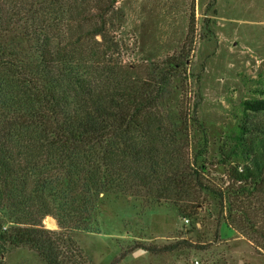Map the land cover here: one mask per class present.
<instances>
[{
	"label": "trees",
	"instance_id": "obj_1",
	"mask_svg": "<svg viewBox=\"0 0 264 264\" xmlns=\"http://www.w3.org/2000/svg\"><path fill=\"white\" fill-rule=\"evenodd\" d=\"M116 2L0 0V264L7 246L45 264H83L68 232L100 233L104 194L168 202L191 217L208 193L245 222L247 203L264 194V126L240 125L220 149L225 188L204 183L205 164L188 155L190 124H202L167 111L184 57L123 64L108 33ZM243 111L264 114V98ZM46 217L59 232L43 228Z\"/></svg>",
	"mask_w": 264,
	"mask_h": 264
},
{
	"label": "rangeland",
	"instance_id": "obj_2",
	"mask_svg": "<svg viewBox=\"0 0 264 264\" xmlns=\"http://www.w3.org/2000/svg\"><path fill=\"white\" fill-rule=\"evenodd\" d=\"M114 11L108 33L119 45L123 64L151 67L184 57V67L172 79L167 111L176 119L197 117L202 128L190 124L189 158L198 155V164H205L204 183L225 188L227 167L219 164L220 149L232 146L240 125L264 126V114L244 116L243 111L244 101L264 98V0H117ZM200 199L193 216L186 217L183 207L168 202L102 195L100 233L68 232L74 251L81 250L76 262L264 264V194L247 203L248 222L239 212L222 210L208 193ZM42 226L60 231L51 217ZM1 260L45 264L27 247L7 246Z\"/></svg>",
	"mask_w": 264,
	"mask_h": 264
},
{
	"label": "built area",
	"instance_id": "obj_3",
	"mask_svg": "<svg viewBox=\"0 0 264 264\" xmlns=\"http://www.w3.org/2000/svg\"><path fill=\"white\" fill-rule=\"evenodd\" d=\"M191 264H201L198 260H193Z\"/></svg>",
	"mask_w": 264,
	"mask_h": 264
},
{
	"label": "bare ground",
	"instance_id": "obj_4",
	"mask_svg": "<svg viewBox=\"0 0 264 264\" xmlns=\"http://www.w3.org/2000/svg\"><path fill=\"white\" fill-rule=\"evenodd\" d=\"M51 223V222H50ZM49 224V223H48ZM49 226V225H48Z\"/></svg>",
	"mask_w": 264,
	"mask_h": 264
}]
</instances>
